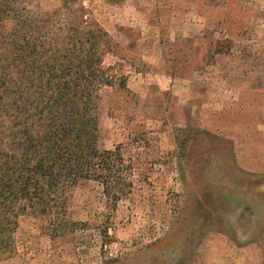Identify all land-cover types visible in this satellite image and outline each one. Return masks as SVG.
<instances>
[{"label": "rangeland", "instance_id": "374dc122", "mask_svg": "<svg viewBox=\"0 0 264 264\" xmlns=\"http://www.w3.org/2000/svg\"><path fill=\"white\" fill-rule=\"evenodd\" d=\"M71 6L117 43L104 65L127 88L94 110L117 182L64 187L67 223L21 213L0 264H264V0Z\"/></svg>", "mask_w": 264, "mask_h": 264}, {"label": "trees", "instance_id": "16d2710c", "mask_svg": "<svg viewBox=\"0 0 264 264\" xmlns=\"http://www.w3.org/2000/svg\"><path fill=\"white\" fill-rule=\"evenodd\" d=\"M32 2L0 0V258L21 213L67 223L64 187L117 182L119 152L96 148L94 113L103 86L127 88L104 65L117 43L75 0L45 11ZM135 255L102 264H134Z\"/></svg>", "mask_w": 264, "mask_h": 264}]
</instances>
